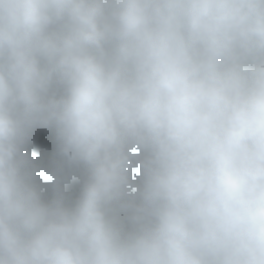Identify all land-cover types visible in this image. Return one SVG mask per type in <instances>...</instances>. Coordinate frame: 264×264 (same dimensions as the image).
Here are the masks:
<instances>
[{"label": "clouds", "instance_id": "clouds-1", "mask_svg": "<svg viewBox=\"0 0 264 264\" xmlns=\"http://www.w3.org/2000/svg\"><path fill=\"white\" fill-rule=\"evenodd\" d=\"M0 264H264V0H0Z\"/></svg>", "mask_w": 264, "mask_h": 264}, {"label": "rangeland", "instance_id": "rangeland-1", "mask_svg": "<svg viewBox=\"0 0 264 264\" xmlns=\"http://www.w3.org/2000/svg\"><path fill=\"white\" fill-rule=\"evenodd\" d=\"M79 190H80V183L79 182H74L70 186H68V194L71 197V199H75L79 195ZM51 196V191L48 190V194L46 198H50Z\"/></svg>", "mask_w": 264, "mask_h": 264}, {"label": "trees", "instance_id": "trees-1", "mask_svg": "<svg viewBox=\"0 0 264 264\" xmlns=\"http://www.w3.org/2000/svg\"><path fill=\"white\" fill-rule=\"evenodd\" d=\"M54 148H55V146H54V144H53V151H54Z\"/></svg>", "mask_w": 264, "mask_h": 264}]
</instances>
